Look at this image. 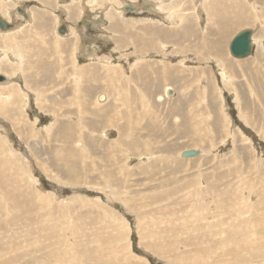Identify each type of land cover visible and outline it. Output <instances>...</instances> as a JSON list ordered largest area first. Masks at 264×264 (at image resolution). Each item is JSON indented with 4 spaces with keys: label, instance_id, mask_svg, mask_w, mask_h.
Wrapping results in <instances>:
<instances>
[{
    "label": "rangeland",
    "instance_id": "rangeland-1",
    "mask_svg": "<svg viewBox=\"0 0 264 264\" xmlns=\"http://www.w3.org/2000/svg\"><path fill=\"white\" fill-rule=\"evenodd\" d=\"M29 1L32 55L0 46V264H264V0Z\"/></svg>",
    "mask_w": 264,
    "mask_h": 264
},
{
    "label": "bare ground",
    "instance_id": "bare-ground-1",
    "mask_svg": "<svg viewBox=\"0 0 264 264\" xmlns=\"http://www.w3.org/2000/svg\"><path fill=\"white\" fill-rule=\"evenodd\" d=\"M14 0H0V7L1 6H3V5H6L8 8H7V10L6 11H4V12H2L1 11V9H0V14L4 17V18H6L7 20H11L12 21V23H10V21H9V23L10 24H12L13 26L12 27H10V28H17V25H18V22L16 21V19H12L13 17V13L16 15L17 13H19L20 15H21V17H28V18H31V21L33 22V23H35V25H33L32 26V28L30 27L28 30H27V32L25 31V34H23L22 35V32H16L14 35H12V36H10V37H8L7 38V40H5V42H3V40L2 39H0V46H15L16 47V49H18V50H16L15 49V51H17V52H19V53H21V54H27V58H28V56L29 55H32V53H30V51L27 49L25 52H24V48H23V46H25V43H27V40H28V38H27V40L26 39H21V38H23L24 36H26V37H32L33 38V36L35 37L36 35H39V33L36 31V29H37V26L39 25V22L38 21H35L34 22V20H33V16H34V12L32 11V9H27V8H25V7H19L18 6V1H17V5L15 6V9H12V8H9V7H12V6H10L9 5V3H11V2H13ZM59 1V0H58ZM83 2L85 1V0H82ZM118 1V0H117ZM170 1V0H169ZM24 2H25V0H24ZM28 2H30L29 0H28ZM146 2V1H145ZM158 2H160V0L158 1ZM163 2V1H162ZM27 3V2H26ZM60 3V2H59ZM69 3V2H68ZM87 3V2H86ZM149 3V2H148ZM165 3H167V2H164V3H162L163 5L165 4ZM66 4V3H65ZM98 4V3H97ZM138 4V3H137ZM144 4V3H143ZM146 4V3H145ZM161 4V5H162ZM217 4V3H216ZM60 5V7L61 6H63L62 4H59ZM58 5V6H59ZM105 5V4H104ZM160 5V6H161ZM220 5V4H219ZM21 6V5H20ZM57 6V7H58ZM115 6V5H114ZM140 6H142V5H140ZM93 7V6H92ZM154 7V6H153ZM42 10H47L48 12L49 11H51V12H54V13H56V11H53V9L52 10H50V8H47V6H43L42 5ZM95 8V7H94ZM93 8V9H94ZM110 8H111V6H110ZM56 9V8H55ZM61 9V8H60ZM59 8H58V10H60ZM151 9V8H150ZM163 9H165L164 7H163ZM62 10H64V9H62ZM90 10H92V9H90ZM89 10V11H90ZM95 10V9H94ZM153 10H156V9H154L153 8ZM159 10H161V9H159ZM46 11V12H47ZM65 11V10H64ZM98 11V10H97ZM157 11V10H156ZM7 12V13H6ZM92 12V11H91ZM40 13H42V12H40ZM88 13V12H87ZM9 14V17H7V15ZM75 13H73V15H74ZM18 15V14H17ZM16 15V16H17ZM19 15V16H20ZM42 15L43 16H47L46 15V13L44 14V13H42ZM56 15L57 16H61V14L59 13V12H57L56 13ZM172 15V14H171ZM84 17V16H83ZM83 17L82 16H80V18H82L83 19ZM49 18V17H48ZM71 18V17H70ZM173 18V17H172ZM25 19V18H24ZM46 20V19H45ZM30 21V20H29ZM28 21V22H29ZM49 21V20H48ZM27 22V21H26ZM27 22V23H28ZM47 22V21H46ZM45 22V23H46ZM30 23V22H29ZM28 23V24H29ZM47 24V23H46ZM45 24V25H46ZM93 24V23H92ZM42 26V25H41ZM119 26V25H118ZM21 27V26H20ZM50 27V26H49ZM76 27V26H75ZM54 28V27H53ZM62 30L63 32H61V31H58V33L60 32L61 34H59L60 36H64L63 34L66 32V27H65V25H64V23H60V27H59V25H58V28H57V30ZM77 29V28H76ZM2 30V29H1ZM245 30V29H244ZM4 31V30H3ZM77 31V30H76ZM70 32H71V30H70ZM190 32V31H189ZM2 34H6L5 32H1ZM20 33H21V35H20ZM77 33V32H76ZM176 33V32H175ZM179 33V32H178ZM53 34V33H52ZM69 34V33H68ZM67 34V35H68ZM120 34V33H119ZM253 34V33H252ZM176 36L177 34H173V36ZM82 36V35H81ZM15 37H17V40H14L13 38H15ZM25 37V38H26ZM79 37H80V35H79ZM176 37H178V36H176ZM2 38V37H1ZM62 38V37H61ZM66 38V37H65ZM86 38V37H85ZM174 38V37H173ZM34 39V38H33ZM152 39V38H151ZM175 39V38H174ZM74 40L76 41V37H74ZM175 40H177V39H175ZM34 41V40H33ZM62 41V40H61ZM150 41V40H149ZM3 42V43H2ZM25 42V43H24ZM56 42V41H55ZM58 43V42H57ZM47 44V43H46ZM144 44V43H143ZM60 46V45H59ZM84 47V46H83ZM252 48H253V38H252ZM21 49H23V50H21ZM180 49V48H179ZM21 50V51H20ZM5 52V51H4ZM3 53V52H2ZM39 53V52H38ZM89 53V52H88ZM15 56V55H14ZM38 56V55H37ZM3 57L5 58V57H7V55H3ZM10 57V56H9ZM75 58V57H74ZM15 59V58H14ZM4 60H7L8 62H9V58L7 57L6 59H4ZM74 60V59H73ZM1 61H3V60H0V62ZM11 61V60H10ZM3 65V62H2V64H0V67ZM162 66V65H161ZM159 69V68H158ZM157 69V70H158ZM162 69V68H161ZM74 72H75V70H74ZM154 72H156V71H154ZM158 72H159V70H158ZM163 72V71H162ZM157 73V72H156ZM51 74V73H50ZM169 74H170V72L167 74V76H169ZM172 74V73H171ZM170 74V75H171ZM49 75V74H48ZM72 75V74H71ZM152 75V74H151ZM158 76V75H157ZM171 76H175V75H171ZM152 77H153V75H152ZM9 78V77H8ZM169 78H170V76H169ZM122 79V78H121ZM153 79V78H152ZM7 80V79H6ZM27 80V79H26ZM145 80V79H144ZM176 80V79H175ZM11 81V80H10ZM10 81H8V82H10ZM15 82V81H14ZM149 82H150V80H149ZM152 82V81H151ZM7 83V82H6ZM146 83V82H145ZM3 84V83H2ZM147 85H148V83H147ZM17 86V85H16ZM166 86V85H165ZM19 87V86H18ZM18 87H16V88H18ZM148 87V86H147ZM146 87V88H147ZM159 87V86H158ZM162 87V86H161ZM15 87H13V89H14ZM12 89V88H11ZM67 89V88H66ZM149 89V88H148ZM16 90V89H15ZM34 90V89H33ZM17 91V90H16ZM38 91H40V90H38ZM37 91V92H38ZM166 91V90H165ZM168 91V90H167ZM35 92V91H34ZM42 92V91H41ZM257 92H259V91H257ZM263 92V91H262ZM262 92H261V94L259 95V96H261L262 95ZM40 93V92H39ZM69 94V93H68ZM11 97V96H10ZM262 97V96H261ZM50 99V98H49ZM177 102V101H176ZM178 103V102H177ZM16 104V103H15ZM179 106V108H180V105H178ZM184 107V106H183ZM102 112V111H101ZM104 113V112H103ZM106 115V114H105ZM82 130H80V132L79 133H83V132H81ZM78 136H81V135H78ZM85 141V140H84ZM138 148H140V146L138 147ZM72 153H75L74 151L72 152ZM111 153V152H110ZM137 153V152H136ZM138 154V153H137ZM140 154V153H139ZM2 171H4L3 169H1L0 168V175H1V172ZM8 180H9V178H8ZM67 245V244H66ZM57 259V258H56ZM79 259V258H78ZM84 260V259H83ZM57 261V260H56ZM67 261V260H66ZM80 261V260H79ZM72 263V262H71ZM92 264V263H91Z\"/></svg>",
    "mask_w": 264,
    "mask_h": 264
},
{
    "label": "water",
    "instance_id": "water-1",
    "mask_svg": "<svg viewBox=\"0 0 264 264\" xmlns=\"http://www.w3.org/2000/svg\"><path fill=\"white\" fill-rule=\"evenodd\" d=\"M0 25L3 29H7L5 23L0 19ZM61 32H63L61 30ZM252 31L250 29L241 30L238 32L230 43V52L236 57H246L252 52ZM198 151L196 150H186L183 156L190 157L196 156Z\"/></svg>",
    "mask_w": 264,
    "mask_h": 264
},
{
    "label": "crops",
    "instance_id": "crops-1",
    "mask_svg": "<svg viewBox=\"0 0 264 264\" xmlns=\"http://www.w3.org/2000/svg\"><path fill=\"white\" fill-rule=\"evenodd\" d=\"M17 1H18V6L19 7H21L20 5H21V3H29L28 2V0H25V2H24V0H14V2L15 3H17ZM58 1V0H57ZM61 1H64V0H59L58 2H60V3H58V5L59 4H61ZM159 1V0H158ZM87 2V3H86ZM166 2H168V3H165L164 4V6H165V9L166 8H170V7H173V5H171L172 3H169V0H167ZM162 3H164V2H162V0H160V2H159V4L157 5V7L159 6V7H161L163 4ZM162 4V5H161ZM79 5L81 6V8H80V12H81V16L83 17L84 16V14H89V13H91V10L89 11V9H92V12L93 13H96V14H98V11H99V9H96V8H94V7H92L93 5H94V0H85L84 2L82 1V0H79ZM153 6H155V4H152ZM161 5V6H160ZM131 5H126L125 7H123V8H128L129 9V7H130ZM146 6V5H145ZM144 6V7H145ZM170 6V7H169ZM88 7H91V8H88ZM134 6L132 5L131 6V9L133 8ZM219 7V6H218ZM58 8L60 9V10H58ZM58 8H51L50 7V10H52L53 9V11H56V12H59L60 14H61V16H60V18L62 17V15H63V13H65V11H67V10H70V11H73L74 12V10H75V8H72V9H67V8H65V11H63L62 9V6L60 7V5L58 6ZM95 10H94V9ZM98 10V11H97ZM136 10H138V9H136ZM146 10H147V6H146ZM76 11V10H75ZM88 12V13H87ZM173 16V15H172ZM187 27V26H186ZM187 29V28H186ZM188 31V30H187ZM189 33H191V32H189L188 31V34ZM173 34V33H172Z\"/></svg>",
    "mask_w": 264,
    "mask_h": 264
},
{
    "label": "flooded vegetation",
    "instance_id": "flooded-vegetation-1",
    "mask_svg": "<svg viewBox=\"0 0 264 264\" xmlns=\"http://www.w3.org/2000/svg\"><path fill=\"white\" fill-rule=\"evenodd\" d=\"M17 18H19V16L17 15ZM20 18H21V20H23L24 22L25 21H29L32 25H33V22L31 21V18H28V17H21L20 16ZM25 18V19H24ZM0 19H2V21L5 23V26H8L9 27V29H11L10 27H12L13 25L12 24H10V23H12V21H10V20H7L6 18H4L1 14H0ZM9 21H10V23H9ZM28 22V23H29ZM29 23V24H30ZM20 25L18 24V26L17 27H19ZM2 29V30H1ZM8 29V30H9ZM0 30L2 31V32H5L7 29H3L2 27H1V25H0ZM4 30V31H3ZM43 35V34H42ZM2 57H0V59H1Z\"/></svg>",
    "mask_w": 264,
    "mask_h": 264
}]
</instances>
